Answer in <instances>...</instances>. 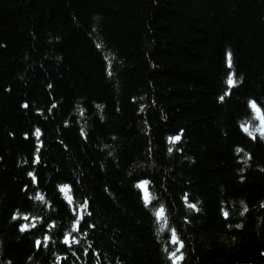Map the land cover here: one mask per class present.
<instances>
[{
  "label": "trees",
  "instance_id": "trees-1",
  "mask_svg": "<svg viewBox=\"0 0 264 264\" xmlns=\"http://www.w3.org/2000/svg\"><path fill=\"white\" fill-rule=\"evenodd\" d=\"M261 119L264 0H0V264H264Z\"/></svg>",
  "mask_w": 264,
  "mask_h": 264
},
{
  "label": "snow or ice",
  "instance_id": "snow-or-ice-1",
  "mask_svg": "<svg viewBox=\"0 0 264 264\" xmlns=\"http://www.w3.org/2000/svg\"><path fill=\"white\" fill-rule=\"evenodd\" d=\"M228 65H229V67H231V53L228 54ZM226 83L229 85V87H232V86H235L236 81H235L232 77H229L228 80L226 81ZM226 94H228V93H226ZM220 99L223 100L224 97L221 96ZM250 106H251L253 109L257 110V111H260V109L258 108L257 104H256L254 101L250 103ZM25 107H27V105H25ZM243 130H244L245 132H248V134H249L250 136H252L253 139H255V135H254L252 132H249L248 128L245 127ZM256 131H259V132L261 133V137L264 138V128H258V129H256ZM34 134H35V136H36L37 138H39V136H40V130H39V129H36ZM180 138H181V137H180L179 135H177V136H175V137H169V142H170V143H175V142L179 141ZM38 151H39V149H37V152H38ZM169 151H171V149H169ZM249 158H250V157H249ZM35 162H39V157H38V156L36 157V161H35ZM29 175H32V173H29ZM147 183H148L147 181L142 182V183L138 184L137 187L140 188L142 191H146ZM66 189H67L68 191H70V189L68 188V186H63V187H61V188H60V191H61L62 193H65V192H66ZM36 199L43 200V197H42V196H37ZM66 199L68 200V203H69V204L72 203V198H71L70 196H66ZM144 199H145V203H146V205H147L148 203H150V200H149V198H148L147 195H145ZM184 199H185V202L187 203V196H185ZM188 207L193 208V209H196L197 211L199 210V209L196 208V205H195V204L188 203ZM86 209H87V202H84L83 205H81L80 213L78 214L77 219H76V221H75V223H74V225H73V227H72V231H79V230H80V221H81V219H83L84 210H86ZM244 211H245V212L247 211V207L244 208ZM89 214H90V213H89ZM163 215H164V209L161 207V208L156 212V216H157V218L159 219V218H162ZM223 215H224L225 217H227V216H228V212L225 211V212L223 213ZM15 218H16V217H14V219H15ZM24 219L27 220L28 217L25 216ZM31 227H33V228L36 227V224L33 223V224L31 225ZM54 227H56L54 224L49 225V228H54ZM28 228H29V225H28V224H24V225L21 226V231H25V230H27ZM49 239H50V237L47 236V235L44 237V241H45V242H47ZM63 243L68 244V245L70 246L72 243H80V241H79V240H75V239L71 236V233H68V234L65 235L64 240H63ZM172 243H174V244L179 243V247H180V248L183 247V243H182V242H179L178 237L176 236V233H175V230H174V229L172 230ZM36 245H37V247H39V246L41 245V241H40V240H37V241H36ZM45 246H47V243H45ZM178 251H179V248H177L176 251H173V252L171 253L170 258H177V252H178ZM179 259H182V256L179 257Z\"/></svg>",
  "mask_w": 264,
  "mask_h": 264
},
{
  "label": "rangeland",
  "instance_id": "rangeland-1",
  "mask_svg": "<svg viewBox=\"0 0 264 264\" xmlns=\"http://www.w3.org/2000/svg\"><path fill=\"white\" fill-rule=\"evenodd\" d=\"M260 117H261V114L259 113ZM261 124H262V128H264V121L261 119Z\"/></svg>",
  "mask_w": 264,
  "mask_h": 264
},
{
  "label": "bare ground",
  "instance_id": "bare-ground-1",
  "mask_svg": "<svg viewBox=\"0 0 264 264\" xmlns=\"http://www.w3.org/2000/svg\"><path fill=\"white\" fill-rule=\"evenodd\" d=\"M68 233H71V232L69 231ZM71 236H73L72 233H71ZM61 237H62V235L59 238H56V239L60 240ZM71 260L73 261V259H71Z\"/></svg>",
  "mask_w": 264,
  "mask_h": 264
}]
</instances>
